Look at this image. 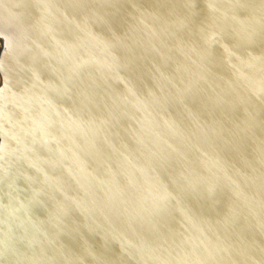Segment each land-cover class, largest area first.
<instances>
[{"label": "water", "instance_id": "water-1", "mask_svg": "<svg viewBox=\"0 0 264 264\" xmlns=\"http://www.w3.org/2000/svg\"><path fill=\"white\" fill-rule=\"evenodd\" d=\"M0 264H264V0H0Z\"/></svg>", "mask_w": 264, "mask_h": 264}]
</instances>
